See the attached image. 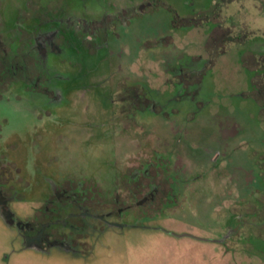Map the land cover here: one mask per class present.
Here are the masks:
<instances>
[{"label":"rangeland","instance_id":"1","mask_svg":"<svg viewBox=\"0 0 264 264\" xmlns=\"http://www.w3.org/2000/svg\"><path fill=\"white\" fill-rule=\"evenodd\" d=\"M26 1L6 0V19H15L18 5ZM35 3L50 12L47 19L59 22L43 23L41 31L62 24L60 20L80 19L116 25L120 37L110 34L105 45L93 39L89 49L62 31L46 58L52 71L72 76L64 101L32 93L16 103L0 101V117L6 120L0 124L1 138L20 143L17 155L47 150L48 166L112 175L104 165L111 150L102 121L111 105L108 90L118 80L127 85L140 80L132 68L152 66L169 79L163 88L171 91L157 103L160 94L144 86L147 97L155 98L148 125L158 124L168 141L181 138L189 156L217 157L214 166L209 164L212 169L189 170L186 165L184 174L176 173V182H187L177 188L179 206L153 217L148 223L156 228H109L79 251L25 248L0 215V264H264V0ZM31 21L11 25L34 27ZM199 70L201 81L195 83L188 74ZM115 93L118 98L119 91ZM157 104L163 106L161 114L153 112ZM52 108L60 109L59 115H48ZM168 110L169 117L163 114ZM48 122L51 127L45 131ZM45 172L40 173L42 180ZM209 177L220 185L212 186ZM192 185L199 188L196 200H191ZM225 212L235 214L227 220L228 228L223 226ZM230 233L234 236L226 244L203 241Z\"/></svg>","mask_w":264,"mask_h":264},{"label":"flooded vegetation","instance_id":"2","mask_svg":"<svg viewBox=\"0 0 264 264\" xmlns=\"http://www.w3.org/2000/svg\"><path fill=\"white\" fill-rule=\"evenodd\" d=\"M5 1L0 0L1 102L16 103L31 97L30 93L45 95L56 102L64 101L72 76L64 70L52 71L46 58L48 53L54 52V42L60 40L62 31L80 38L89 49L93 48L90 43L93 39L105 45L110 34L120 37L116 25L111 27L99 21L86 24L80 19L76 22L60 20L62 24H49L54 26L51 30L41 31L43 23H55L57 19H47L50 12L35 0H25L28 5L22 7L18 5L15 19L8 21L4 12ZM27 18L36 25H11L27 24L23 22ZM209 63L206 62L205 68ZM132 71L141 79L131 85L122 79L110 86L111 105L104 111L102 120L106 125L104 139L111 143L110 157L104 165L112 169V175L99 174L95 169L72 171L52 167L50 163L48 166L46 163L51 156L47 150L33 149L29 156L26 153L20 157L16 154L20 143H16V139L4 140L0 133V215L22 239L23 247L40 252H48L54 246L79 251L81 245L104 235L109 228H156L148 223L153 217L161 215L167 208L179 206L177 188L187 182H176L177 174H184L186 165L189 170L213 168L215 154L189 156L188 147L182 144L181 138L175 136L168 141L169 135L163 134L160 127L156 128L158 124L148 125L151 118L148 110L155 98L147 97L144 86L160 94L157 103L164 102L167 99L165 93L171 91L163 88L169 79L152 66H138ZM202 72L188 74L189 79L194 77L195 83L200 82ZM115 91H119L118 98ZM162 108L157 104L153 112L161 114ZM171 110L177 112L174 108ZM59 111L52 108L47 112L57 116ZM169 113L170 110L163 114L169 117ZM5 121L0 117V124ZM49 123L44 124L45 131L50 129ZM46 167L49 168L47 172L43 170ZM42 171L45 172L43 180L39 177ZM209 182L214 187L220 185L215 177ZM192 187L194 195L191 200H196L195 189L198 187ZM248 208L251 209L252 205L249 204ZM246 213L245 210L242 212ZM223 217V226L228 228L227 220L235 214L225 212ZM229 236L234 234L206 241L226 244Z\"/></svg>","mask_w":264,"mask_h":264},{"label":"crops","instance_id":"3","mask_svg":"<svg viewBox=\"0 0 264 264\" xmlns=\"http://www.w3.org/2000/svg\"><path fill=\"white\" fill-rule=\"evenodd\" d=\"M204 242H206V240H203Z\"/></svg>","mask_w":264,"mask_h":264}]
</instances>
